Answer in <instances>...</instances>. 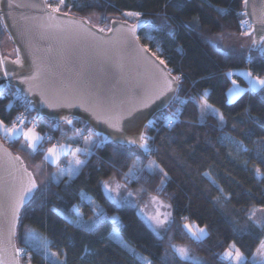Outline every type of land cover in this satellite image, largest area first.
<instances>
[{"label": "trees", "instance_id": "trees-1", "mask_svg": "<svg viewBox=\"0 0 264 264\" xmlns=\"http://www.w3.org/2000/svg\"><path fill=\"white\" fill-rule=\"evenodd\" d=\"M57 2L60 11L86 18L98 15L102 21L115 17L135 22L123 13L141 12V19L151 23L138 31L139 41L164 60L175 77H180L176 95L185 97L186 103L171 129L162 126L161 113L146 125L144 132L152 137L148 139L149 151L104 141L79 119L62 127L65 123L41 117L43 127L63 140L77 141L75 124L83 125L88 137L93 134L98 139L92 152L84 154L79 172L69 179L53 177L56 166L44 157L47 142L43 140L33 150L22 137L8 139L0 132L6 145L27 157L28 167L38 166L46 174L33 199L20 212L18 249L28 251L31 264L57 261L27 242L26 237L34 230L44 234L50 251L59 254L58 264H147L135 256V251L151 264H227L222 253L231 244L243 254V264H253L251 256L264 239V223L258 226L249 216L253 207H264V89L246 88L231 102H227L226 92L231 84L229 72L245 69L264 78V54L249 56L247 51L218 47L223 40L249 30L242 26L243 0ZM109 20L103 23L108 25ZM5 35L0 23V41ZM234 77L248 85L242 76ZM205 100L223 115L222 122L212 113L201 119L199 103ZM16 114L3 92L0 120L10 126ZM38 130L42 132L43 128ZM103 179L118 182L139 204L153 196L167 202L171 220L163 236L154 235L134 206H117L108 199L101 187ZM86 196L99 202L109 216L100 220L93 232L69 222L77 211L84 222L94 216ZM185 221L205 227L207 234L193 238L183 229ZM113 228L133 252L111 240ZM169 237L188 250L189 259L180 258L173 248H165L164 240Z\"/></svg>", "mask_w": 264, "mask_h": 264}, {"label": "water", "instance_id": "water-1", "mask_svg": "<svg viewBox=\"0 0 264 264\" xmlns=\"http://www.w3.org/2000/svg\"><path fill=\"white\" fill-rule=\"evenodd\" d=\"M242 8L244 20L248 21L245 27L252 33L251 48L256 50L259 46L253 40L259 41L264 35V0H248L247 4L243 0ZM123 21L111 18L108 27L103 28L86 17L54 12L46 0H0V23L15 51L14 56L0 54L4 68L15 73L14 78L0 74V95L10 85L26 103L33 101L32 105L27 104L42 118L58 123H64L63 116L79 119L94 133L108 136L112 143L141 149L119 141L146 136L147 121L166 109L161 105L173 100L179 81L173 84L174 91L150 101L162 77L175 76L150 50L144 53L145 45L126 31L136 21H127V25ZM145 25L137 28L136 35ZM17 59L21 63H15ZM101 65L105 73H100ZM37 70L35 80L21 82ZM42 92L53 107L40 103ZM145 100L150 101L146 108L141 106ZM132 109H137L134 125L126 116ZM120 114H125L120 121L123 131L117 132L105 119ZM29 174L37 185L34 196L39 186L34 173L22 155L0 138V264H20L16 251L19 218L13 219L11 206L21 187L28 186Z\"/></svg>", "mask_w": 264, "mask_h": 264}, {"label": "rangeland", "instance_id": "rangeland-1", "mask_svg": "<svg viewBox=\"0 0 264 264\" xmlns=\"http://www.w3.org/2000/svg\"><path fill=\"white\" fill-rule=\"evenodd\" d=\"M87 19L92 24L100 25V26L101 25L106 26V24L103 22H106V20H109V17L105 18L104 21H102L98 15L90 16ZM245 32L251 33V29L249 28V30L245 31ZM251 39H252V33L250 35L238 34V35H234L230 38L223 40L221 43L218 44V47L223 51H247L249 56L264 54L261 52L260 47L256 50H253L251 48V44H252ZM2 53L6 54L8 56H14V54H15L13 45H12V43H11V41L7 35H5L0 41V54L2 55ZM248 73H249V71L245 70V69L235 70L233 72L228 73V75L231 79V84H230V86L226 92L227 102H231L232 100H234L236 98L230 94V92H229L230 89H235L237 87H239L240 89H246V88L251 89L249 86V80L254 78V77H258V76H255L252 74V76L249 77L247 75ZM234 75L242 76L248 85L245 86V85L241 84V82L236 77H234ZM260 78L264 79L263 77H260ZM233 81H235V84H233ZM201 103H199V108H200ZM213 110H215V111H213ZM200 113H201V108H200ZM207 113H212L215 116H217L218 118L220 116V113L214 107H211L210 109H208ZM8 127H11V126H8ZM27 129H29V127L24 128V130H27ZM0 132L2 133V135L7 136L4 132H2V131H0ZM35 133H36V131H35ZM91 135L93 136V134H91ZM14 136H16V134L11 135V137H14ZM52 147L56 148L58 158L53 157L50 153H48L47 150L49 148H52ZM29 148H32V147L29 146ZM73 151L76 153L88 154L86 151L82 152L79 150H75L74 148H72L67 143H61L58 146H52L50 144L46 146L44 157L47 156L48 158L47 159L45 158V159L47 161H49L50 163H52V165L56 166L54 176H53L56 180L57 179L59 180L60 178H66V179L72 178L79 172L78 169H80V168L78 165L74 168L73 167L71 168V166L70 167H66V166L61 167V165H60L62 160L66 159V158H70V157H72V155L74 156ZM24 158H25V160H27V161H25L27 164L28 159L25 156L23 157V159ZM29 167L32 170V172L34 173V175L37 179L38 185L39 186L42 185L46 179V174H44L42 169L38 166L29 165ZM138 167H139V165L137 163L135 165V169H137ZM77 170H78V172H76ZM129 174H132V172L130 171ZM106 185H107V187H106ZM101 187H102L104 195L108 199H110L115 205H117V206H122V205L134 206L136 211H137L138 216L141 218V220L144 222V224L154 233V235H156L157 237L163 236V234L165 232V228L168 226V224L170 223V220H171V210H170V206L167 202L163 201L162 199H160L156 196H153V197H150L148 200H146L143 204H139L137 198L130 191H127L118 182L110 181L107 179H103L101 181ZM86 198L89 201V203L92 205L95 213H94V216L87 219L85 221V223H91L93 221H96L98 217L100 218V220L109 217L106 214L105 210L103 209V206L99 202H97L96 200H94L90 196H86ZM249 216L256 225H258V226L262 225L264 223V207H262V206L253 207L250 210ZM110 218L116 219L115 216H111ZM157 221H162V223H157ZM186 225L188 227H186ZM199 228H203L205 230V234L201 235V237H200V239H201L207 234V230L205 227L199 226L194 221L183 222V229L186 230L189 233V235L192 236L193 238H194L193 233H197ZM114 229L117 231L116 228H113L109 234V237L111 238V240L114 241L118 246H120L121 248H123L127 252H129V253L133 252V251L128 250L129 248L130 249H132V248L130 246H128L122 240L121 237H120L119 241H117L111 237V234H112ZM30 233L38 236L41 240L46 241V237L41 232L31 230ZM262 243H264V239L260 242L257 249L260 248ZM164 244H165V248H168V247L173 248L172 247L173 245H175L177 248L179 247V245H176V243H174L173 241L170 240V237L166 238L164 240ZM124 245H127V247H125ZM173 249H175V248H173ZM257 249L255 250V252L251 256V260H252L253 264H264V256L260 255L257 252ZM40 250L43 254H45L46 256H48L50 258H53L52 260H55L56 257L50 256V253L52 251H50L48 249L46 252L44 248H40ZM226 250L223 251L222 257L226 260L227 264H236V261L234 260V258H225L223 256V254ZM134 254H135V256H137L138 258H140L141 260H143L146 263L150 261L145 255H143L139 252L135 251ZM244 262H245V258L243 256L241 264H243Z\"/></svg>", "mask_w": 264, "mask_h": 264}, {"label": "snow or ice", "instance_id": "snow-or-ice-1", "mask_svg": "<svg viewBox=\"0 0 264 264\" xmlns=\"http://www.w3.org/2000/svg\"><path fill=\"white\" fill-rule=\"evenodd\" d=\"M245 4H247L248 0H244ZM60 3L63 4V0H60ZM54 12H58L59 8H54L53 9ZM123 15L126 18H135L136 23L131 24L130 26L127 27L126 31L128 33L131 34L132 37H134L136 40L139 39V37L136 35V31L137 28L140 27L141 24H150V21H142L141 20V16L142 13L139 11H127L124 12ZM124 25H127V19H125L123 21ZM248 21L244 20L242 21V26L247 25ZM101 32L104 31V29H100ZM109 31H111V29H109ZM251 33L249 32H243L242 35H250ZM149 39H152V37H149ZM128 41H125V43H127ZM253 44L257 45L260 47V50L262 53H264V35L260 36L259 41L253 40ZM144 53H147L149 51V49L145 46L143 49ZM153 56H155V53H152ZM156 59L159 60L160 64H165L164 60H160V58L157 56ZM15 63H21L19 59H17V61H15ZM100 73H105V68L103 65L100 66L99 69ZM0 74H2V76L4 78H14L15 77V73L11 72L10 70H6L4 68V61L0 60ZM39 75V70H37L36 73H34L31 76H26L22 79V83L27 82V81H31V80H35L37 78V76ZM249 77L252 76V74L249 72L247 74ZM180 77L177 76L175 78H170L167 74H165L162 77L161 82L157 85V89L158 91L155 93V95L153 97L150 98L151 102H154L155 99H159L161 96H164L167 92H171L174 91L173 89V84L176 81H179ZM102 83V81H101ZM233 84H235V81H233ZM99 86V85H98ZM249 86L251 88V90L253 91H258L260 89H264V79H261L260 77H254L252 79L249 80ZM176 87L178 88L179 85L177 84ZM17 91H19V89H17ZM29 91H31V88L29 89ZM243 91H245L244 89H240L239 87L235 88V89H230L229 92L233 97H237L239 96ZM41 104L47 105L48 107H53V104L50 102L49 98L45 95V93H41ZM149 100H145V101H141V106L142 107H148L149 106ZM27 103L29 105L33 104V101L28 100ZM183 103V101H182ZM71 106V105H69ZM168 105L167 104H162L161 108H166ZM212 106L209 105L207 103V101H203L200 105L201 108V119L203 120L204 116L207 114L208 109H210ZM135 111H137V109H132L129 110L126 113V116L129 118V124L130 125H134L135 121L138 119V117H136L134 115ZM215 111V110H213ZM179 115V110H177L175 113H173V116H178ZM125 118V114H120L117 116H111L108 115L107 118L105 119L106 123H109L110 127L114 128L117 132H121L123 131V129L120 126V121L122 119ZM167 121L168 127H172L173 123L176 122L173 120L172 117H168L165 116L164 117ZM61 119L63 120V122L65 124H69L71 125L73 123L72 118H70L69 116H63L61 117ZM219 119L221 120V122L224 120L223 115L221 114L219 116ZM148 124H152L153 120L149 119L147 121ZM0 131L4 132L6 135H9L11 138L12 134H23V136L25 137L26 141L28 142L29 146L33 148V150H35V145L36 143L41 139V137L39 135H37L34 131V128H29L27 129V131L24 130V128L21 127H17V123L16 121L12 122V127H8L3 120H0ZM77 131L79 132L80 130L77 129ZM98 135H102L100 133H98ZM108 140V136H104V141ZM102 141V142H104ZM120 143H127L129 145H138V147L143 148L145 150H147V146H148V138L143 135L140 134L138 136V139L136 138H125L123 141H119ZM242 143V142H241ZM48 153H50L53 157H57V150L55 147L49 148ZM75 155V154H74ZM46 159L48 158L47 156L45 157ZM58 158V157H57ZM84 163L83 161L77 159L76 160V164L80 165ZM161 171H163L161 169ZM257 173H259V169L256 170ZM164 176H167V173H164ZM37 185L36 182L34 180L31 179V175L29 174V178H28V186L24 187L22 186L20 189V192L18 194V196L15 198L12 206H11V210H12V215H13V219L16 220L19 218V214H20V210L22 208H24L26 202L30 201L33 199V193L34 190L36 189ZM107 187V185H106ZM61 215H64V213H60ZM67 218V217H66ZM70 223L74 224L76 227H82L84 228L86 231L88 232H93L96 230V228L98 227L99 223H100V218L98 217L96 221H93L91 223H85L82 219L81 214L77 211L75 214V219H71L69 220ZM157 223H162V221H157ZM186 227H188L186 225ZM205 234V230L203 228H199L197 233H193L194 238L196 239H200L201 235ZM111 237L117 241L120 240V236L119 233L114 229ZM26 240L28 243L33 244L36 247H40V248H44L45 251L47 252L48 250V242L45 240H41L38 236L29 233L28 236L26 237ZM125 247H127V245H124ZM173 248H175V251L177 252V254L180 256V258L182 259H189V253L188 250L184 247H179L177 248L175 245L172 246ZM129 251H133L132 249H128ZM18 253L22 250L17 249L16 250ZM85 251H87V249H85ZM257 252L264 256V243L261 244L260 248L257 249ZM50 255L52 257H56L57 261H54L53 264H58L59 262V254L56 252H51ZM223 256L225 258H234V260L236 261V264H241L242 259H243V254L240 252V250L238 248H236L235 244H232L229 246V248L224 252ZM147 264H151V262H147ZM194 264H198V262H194Z\"/></svg>", "mask_w": 264, "mask_h": 264}, {"label": "built area", "instance_id": "built-area-1", "mask_svg": "<svg viewBox=\"0 0 264 264\" xmlns=\"http://www.w3.org/2000/svg\"><path fill=\"white\" fill-rule=\"evenodd\" d=\"M47 4L52 8H58L57 0H46ZM6 93L9 103L14 106L17 110V114L13 121H16L17 127H29L34 128L35 130L42 129V139L52 146H58L61 143H67L75 150L86 151L88 154L92 152L91 147H87L84 145V141L88 138V134L85 132V128L81 124H75L73 126V135L76 137L77 141L75 143H71L69 141L61 139L58 135H56L52 130L43 127L41 117L29 107V105L15 92L13 87L7 85L6 89L3 91ZM183 101V103H182ZM186 103V99L183 96H177L173 98L170 104L164 109L160 114L161 124L166 129H171L179 120L180 113L183 110V107ZM179 110L178 116H173ZM165 116L172 117L174 121L172 127H168V121L164 118ZM12 121V122H13ZM12 127V123L10 125ZM77 129L80 131L78 132ZM148 139H152V137L146 135ZM151 150V146H148L147 151ZM19 252L20 256V264H31L29 259V253L25 248H21Z\"/></svg>", "mask_w": 264, "mask_h": 264}, {"label": "crops", "instance_id": "crops-1", "mask_svg": "<svg viewBox=\"0 0 264 264\" xmlns=\"http://www.w3.org/2000/svg\"><path fill=\"white\" fill-rule=\"evenodd\" d=\"M67 124H61V126L62 127H65ZM23 128H25V127H23ZM25 131H27V130H25ZM34 131H36V134L37 135H39L40 137H41V139L38 141V143H36V145H35V147L40 143V142H42L43 141V139H42V133H41V131L40 130H35L34 129ZM5 136V135H4ZM8 139H12V138H16V137H22V141H23V143H25L26 144V146L29 148V144H28V142L26 141V139H25V137L23 136V134L21 133V134H19V135H16V136H14V137H11L10 138V136H6ZM98 141V139H97V137H95L94 135L92 136L91 134L89 135V137L84 141V145L85 146H87V147H92L96 142ZM30 149H32V148H30ZM74 152V151H73ZM74 156L72 155V157H70V158H66V159H64V160H62L61 161V167H70L71 166V168L73 167H76L77 166V164H76V160L77 159H79V160H81V161H83L84 162V154L83 153H76V152H74ZM80 154V155H79ZM49 162V161H48ZM50 163V162H49ZM52 164V163H51ZM83 164V163H82ZM82 164H80V165H78L79 166V168L82 166ZM79 170V169H78ZM78 170L76 171V172H78Z\"/></svg>", "mask_w": 264, "mask_h": 264}, {"label": "flooded vegetation", "instance_id": "flooded-vegetation-1", "mask_svg": "<svg viewBox=\"0 0 264 264\" xmlns=\"http://www.w3.org/2000/svg\"><path fill=\"white\" fill-rule=\"evenodd\" d=\"M99 26H100V25H99ZM101 27H103V28H107V27H108V25H106V26H105V25H101Z\"/></svg>", "mask_w": 264, "mask_h": 264}]
</instances>
